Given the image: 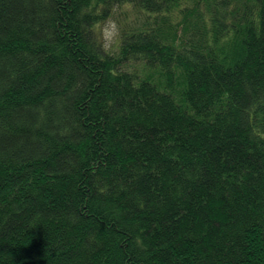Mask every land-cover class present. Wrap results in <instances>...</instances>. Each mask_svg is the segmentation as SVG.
Returning <instances> with one entry per match:
<instances>
[{
	"label": "trees",
	"instance_id": "trees-1",
	"mask_svg": "<svg viewBox=\"0 0 264 264\" xmlns=\"http://www.w3.org/2000/svg\"><path fill=\"white\" fill-rule=\"evenodd\" d=\"M0 264H264V0H0Z\"/></svg>",
	"mask_w": 264,
	"mask_h": 264
},
{
	"label": "rangeland",
	"instance_id": "rangeland-1",
	"mask_svg": "<svg viewBox=\"0 0 264 264\" xmlns=\"http://www.w3.org/2000/svg\"><path fill=\"white\" fill-rule=\"evenodd\" d=\"M133 17L132 12L127 7L117 9L113 18L106 22L102 27V34L107 49H113L118 39V31L124 21Z\"/></svg>",
	"mask_w": 264,
	"mask_h": 264
}]
</instances>
